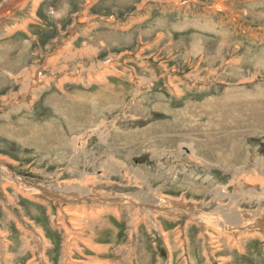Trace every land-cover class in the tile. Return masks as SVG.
Segmentation results:
<instances>
[{
    "label": "rangeland",
    "instance_id": "374dc122",
    "mask_svg": "<svg viewBox=\"0 0 264 264\" xmlns=\"http://www.w3.org/2000/svg\"><path fill=\"white\" fill-rule=\"evenodd\" d=\"M19 1L0 17V158L13 184L43 188L52 198L61 178H100L90 160L112 156L121 172L101 180L113 182V192L146 191L150 199L211 211L229 201L214 198L220 187L243 177L264 179V125L246 118L251 104L264 109V0ZM7 2L0 0V9ZM68 41L71 47L59 49ZM51 54L62 60L47 61ZM95 64L100 81L81 71ZM63 66L67 71L57 72ZM36 68L41 79L25 93ZM109 104L114 108L98 120L102 133L95 131L98 121L88 111ZM137 174L148 177L146 186L135 183ZM1 178L0 264H85L87 256L100 264H256L243 247L212 249L206 232L215 229L185 216L157 214L164 238L149 220L131 226L134 207H117L118 216L113 208L100 213L94 220L104 222L101 233L87 232L99 250L74 249L63 261L68 237L58 224L65 219L58 205L14 197ZM257 208L242 202L236 209L248 214ZM109 226L114 230L104 237ZM241 237L242 244L256 240L264 264L257 234Z\"/></svg>",
    "mask_w": 264,
    "mask_h": 264
},
{
    "label": "bare ground",
    "instance_id": "6f19581e",
    "mask_svg": "<svg viewBox=\"0 0 264 264\" xmlns=\"http://www.w3.org/2000/svg\"><path fill=\"white\" fill-rule=\"evenodd\" d=\"M18 1L19 0H8V2H7L8 4L5 5V7L3 9H0V17L5 16L10 11V9L12 7H15V5H17ZM79 23H80V21H79ZM70 45H71V43H70V41H68V42H66V45L65 46H61V47H59V49H68L69 47H71ZM10 48H11V46H10ZM74 49H76V48H74ZM59 53H60V51H59ZM81 54H83V53L78 54V57L79 58L82 57ZM53 55L54 54L49 55L47 61H49V62L50 61L51 62H55V61H58V60L61 59V58L59 59V57H56V56H53ZM66 56H68V55H66ZM110 58H111V56H110ZM90 62H91V60H90ZM71 63H72V61H71ZM91 67L92 68H89V69H84L83 67H81V71L82 72L85 71L86 73H88L89 74L88 77H90V79H94V80L100 81V78L102 77L101 73L99 72L100 71L99 69H101L100 68L101 65L99 64L98 66H96V64H95V65H92ZM52 68H55V67L52 66ZM56 69H54V71ZM67 69H68L67 66H63V67L57 69L58 70L57 72L62 73L64 71H67ZM103 69H105V68H103ZM28 72H30V71H28ZM0 73L3 74L2 71ZM197 76H199V75H197ZM27 78L29 80L27 81L28 84H26V82H25V84L27 86L26 87V90L24 89L25 90V93L32 92L33 91V88H36L37 87V84H38L39 80L41 79V77L39 76V73L37 71V68L35 70H33V73H32L31 78L29 77V75H28ZM18 79H20V74L18 75ZM25 80H26V78H25ZM89 83H91V82H89ZM103 84H105V83H103ZM46 86H48V85H46ZM107 87H109L110 91H113V88L111 87L110 84L107 85ZM0 95H2V94H0ZM248 95H250V94H248ZM113 97H115V95ZM237 98H239V97H237ZM237 98H235V99H237ZM247 98H249V97H247ZM261 98L262 97L253 99V101H251V102L254 103L256 100L261 99ZM257 103H255L253 105L251 104L250 107L247 106L249 108L248 109V111H249L248 113L249 114H248V116L246 118H249V119H251L253 121H261L260 123L264 125V109H263V107L259 108L257 106ZM117 105H119V104H117ZM102 107L103 108L101 110L98 107L97 110L95 109L96 111H92V110L90 112L88 111V113L90 114V119H92L91 121H93V122H95L96 120L98 121L99 120V117H100V113H102V111L112 110L114 108V107H111L110 104H109L108 107H105V106H102ZM77 114H78V117H80V118H82L84 116V113L81 112V111H79V110L77 111ZM220 122H224V121H220ZM248 122H249V120H248ZM104 125H105L104 124V121H98V126H97V129L95 131H98V132L102 133V128L104 129V127H105ZM163 125H160V127L163 126ZM95 131H91V132H95ZM158 131H159V129H158ZM251 132H253V131H251ZM250 134L251 133H249V135ZM244 135H245V133H244ZM227 138H229V136ZM82 139H83L82 137L79 138V139H76L75 142H74V145L75 146L77 145L78 148L79 147L81 148L82 147V144H83V140ZM230 144L231 143H229V145ZM241 145H242V142H241ZM228 149H230V148H228ZM235 151H237V150H235ZM227 152H230V151L228 150V151H226V153ZM226 153H225V156L228 154V153L227 154ZM191 154H192V151H191ZM225 156H224V158H225ZM111 157L108 160H103V161H100V160H97V159L95 160V159H92L91 158L92 159V160H90L91 163L89 162L90 164L88 166H89L90 169L98 168L99 169L98 170L99 171V174L98 175H99L100 178H98L97 176H95L94 173L91 176H82L81 175L83 177V179H81L79 181H76V180H66V179H62L61 178V182L59 183L58 187H55L54 188L55 190L53 189L54 192L57 193L58 195L55 197V193H51L50 196L52 198H49L48 196H47L48 198L45 197L46 195H49V194L43 188H40V187H28V186H26V185H24L22 183H19V186L13 184V182H11L9 180L8 169L4 166L3 160L0 158V174L2 176L1 179H3V183H4L3 185L5 187L9 188L12 191V194H13L14 197L19 196L22 199H28V200H32V199L35 200L36 198H39V199H43L44 202L45 201H49L51 199L53 203H55V204L58 205V213H57V215L65 216V219L61 218V220H59V222H58L59 226H61V228L63 230V234L65 236L64 238L68 237V238H66L67 240H65V243L62 245V250L64 252V254H63L64 255L63 261H64V258L65 259H70V260L72 259L71 258V255L74 253L73 252L74 249L77 252H79V253L82 252L83 250H85L86 248L87 249H90V250H93V251H98L99 250L98 249L99 248L98 246L93 245V242H90L89 241V238L87 237V234L89 232H91V233L93 232V234H94V231L98 232V233H96L98 235L101 233V231H102V229L104 227V222H102V221L101 222H96L94 220V219H96L97 216L100 217V215H99L100 213L104 212L106 209L113 208L114 209V213H113L114 216H118V212H119L118 209L119 208L122 209V207H123V208H128L129 209L130 207L131 208L134 207V209L132 211L133 215L130 216V225L131 226L134 224V222L138 221V219H140V218H142L144 220H149V223L151 224V226L155 227V230L160 234V236H162L164 238V234L165 233L163 231L162 225L156 219L157 214H159V215L160 214H164L166 216L173 217V219L176 218V217L185 216L188 219H191L192 221H195L196 224H197V227H201L203 229H205L206 227H213L215 229L214 232H211V233H207L206 232V234H207V236L209 237V240H210V247L212 249H214L215 251H220L222 249V247L225 246V245H226V247L229 250H231L233 248H237V249L240 250L243 247V249H246L245 251L243 250L245 256H247L246 258H249V259L255 261L256 264H261V259L262 258H261V256H260V258H258V253H256V251H255V249L257 247L256 240H253L252 238L251 239H247V240L243 241V244H242V243L239 242L240 241L239 237H240V235H242V237H247L250 234H252V235L257 234V239H259L260 240V243H262V245H264V214H263L264 212L261 211V209H260L261 208V204L264 202V179H263V177H262V179H258V177H257V179H250V178H247V177L246 178L243 177V178H239L238 180H236V182H234V183H232L230 185H226L224 187H220L218 189L219 190L218 192L215 191L213 193V196L217 200L218 199L226 198V199L229 200V201L227 200L228 203L225 206L220 207L217 210H214L213 209L211 211L210 210L209 211H206L205 208H203V207H201V208L196 207V206L195 207H185L181 203L178 204V202H174V201L167 202V201H163L164 199H160V198H157V197H155L154 199H150L149 192H146L145 190H144L145 191L144 193H141V192H139V193H135V192L134 193H130V192H128V193L121 194V195L118 194V193H116V192H113L111 190V187L114 185L113 182H111L110 180L107 181V182H103L101 180V178H103V179H104V177L110 178L109 176H113V175H116V174H118V173L121 172L119 170L118 164L116 162H114L111 159ZM262 167H263V165H262ZM120 168L122 169L121 166H120ZM69 172H71V170ZM79 174H80V172H79ZM60 175H62V174H60ZM126 175L127 174L125 173V176ZM252 175H254V174H252ZM136 176H135V180H134L135 183H136V179H138L139 182H141L142 185H144V186L147 185V181H148L147 178L148 177L146 175L141 176L140 179H139V175L138 174ZM59 177H61V176L58 175V178ZM14 179H16V178H14ZM135 185H137V184H135ZM100 187L103 188V189H100ZM48 192H49V190H48ZM159 194H160V192H159ZM159 194H157V195L159 196ZM4 196L6 197V199L7 198L10 199L9 201H11L13 199L12 196L8 195L7 193H4ZM242 202H246L248 205H255L258 208H257V210H255V212L253 211L252 213L242 214L240 211H238L236 209L237 206L240 203H242ZM60 204H62V205H60ZM113 205H114V207H113ZM117 207H119V208H117ZM36 210H37V208H36ZM48 213H49V210H48L47 214ZM87 216H89L90 219L87 220L86 219ZM101 218H103V217H101ZM94 223H96V224H94ZM145 226H147V225H145ZM128 228H131V227H128ZM106 230L107 231H106V234H105L104 237H107L108 234H110V232H112V230H114V229H113L112 226H109V227H107ZM130 232H134V228L133 227L130 229ZM35 235H36L35 237L37 238L36 239L37 242L40 243V240H42V236L39 233H36ZM101 236H103V234ZM98 237L100 238V236H98ZM202 237H203V235H202ZM206 242H207V240H206ZM37 248H36V250H37ZM104 248H106V247H104ZM39 253H40V250H39ZM73 262L74 261L72 260V263ZM81 262H83L85 264H100V261L98 259H95L94 256H87L86 259L84 258V260H82Z\"/></svg>",
    "mask_w": 264,
    "mask_h": 264
}]
</instances>
